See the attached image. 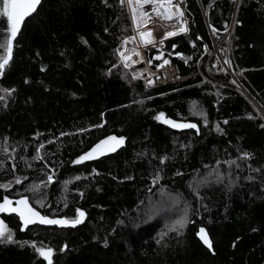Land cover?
Wrapping results in <instances>:
<instances>
[{"label":"trees","instance_id":"trees-1","mask_svg":"<svg viewBox=\"0 0 264 264\" xmlns=\"http://www.w3.org/2000/svg\"><path fill=\"white\" fill-rule=\"evenodd\" d=\"M186 2L189 32L148 58L189 78L154 89L139 75L144 63L119 55L133 35L124 0H43L24 23L0 75V204L23 199L51 219L85 215L64 228L2 215L12 242L0 240V264H49L40 248L53 251L51 264H264V124L236 89L197 74L205 44L214 50L236 18L231 69L264 102V0ZM10 35L0 16V62ZM209 66L222 69L216 55ZM215 76L232 80L226 70ZM110 137L126 143L75 163ZM159 189L192 207L184 229L167 232L145 214Z\"/></svg>","mask_w":264,"mask_h":264},{"label":"built area","instance_id":"built-area-1","mask_svg":"<svg viewBox=\"0 0 264 264\" xmlns=\"http://www.w3.org/2000/svg\"><path fill=\"white\" fill-rule=\"evenodd\" d=\"M178 5V7H177ZM186 0H173L171 9H176V13L166 11L162 7L152 5L149 12L146 13L147 24L144 27H137L133 18V35L126 38L119 47V55L127 66L138 67L144 63L145 68L140 72V77L144 80L147 88L154 89L159 86L174 84L188 79L189 77H183L177 65L174 64H157L153 63L148 58L150 51H155L156 55H163L166 49L167 41L171 38L185 35L189 32L190 21L186 15L187 10ZM183 13V15H180ZM170 17V18H169ZM235 23L236 18L233 19L230 24L226 35L224 36L221 44H217L213 39L214 50H211L208 44H205V55L206 61L204 66L199 65L197 74L202 76L207 83L222 88H233L249 102L256 115L264 124V102L251 94L235 77L231 70L230 60L224 59L219 49L223 44L227 45L231 49L232 55V39L235 35ZM181 28H186V31H181ZM151 33V37L142 36L141 33ZM169 32H174L176 35L169 36ZM151 39L152 43L147 41ZM217 56L222 64L221 70H226L231 78L236 82L228 81L220 77H216L215 74H219L221 70L213 72L209 66V62L212 57ZM155 56V57H157Z\"/></svg>","mask_w":264,"mask_h":264},{"label":"snow or ice","instance_id":"snow-or-ice-1","mask_svg":"<svg viewBox=\"0 0 264 264\" xmlns=\"http://www.w3.org/2000/svg\"><path fill=\"white\" fill-rule=\"evenodd\" d=\"M148 0H142L141 6L143 3H147ZM41 0H2V7H0V16H3L6 18V22L8 24L11 37L9 40V46H8V56L0 62V75H3V71L5 67L8 65L9 60L11 59V40L15 39L17 33L20 30L21 25L24 23L25 18L30 16L32 13L36 12L37 6L40 5ZM169 3H171V0H169ZM178 7V5H177ZM180 15H183V13H180ZM170 18V17H169ZM181 31H186V28H181ZM142 36H148L151 37V33H141ZM169 36L176 35L174 32H169ZM148 43H152L151 39L147 41ZM165 64L168 63V61H164ZM2 99V97H0ZM163 114H161L162 116ZM160 118V117H158ZM167 123L172 124L174 127H196L192 124H184V125H177L172 121H165ZM226 123V122H225ZM109 140L114 141L115 143L111 146V150H115V147L117 145H120L123 143V139H117L116 137H110ZM109 143L108 140L103 141L102 145H107ZM102 145H97L96 149H93V152H96L97 149H101ZM94 158L93 153H88L85 157H81L80 160H77L75 163H80L84 159H92ZM12 202L5 199L3 204H0V212L8 210L9 205ZM20 205H23V209L20 210L19 214L21 218L23 219V223L25 227H27L29 224H34L37 222V218H39L40 223H47V224H59V225H71L75 226L76 224L83 222L84 213L81 211L79 212V216L75 220H51L46 217H40L39 213L35 212L33 209L28 207L26 200H20L17 202ZM12 211H16V209H12ZM181 227H183V223L181 222ZM200 238L204 242L205 245H207L210 249L212 248V243L208 237L207 232L205 229H200ZM5 242H12V234L8 232L6 229V226L0 223V240L5 239ZM41 256H44L46 259L49 260V264H51V255L52 250L51 249H37Z\"/></svg>","mask_w":264,"mask_h":264},{"label":"rangeland","instance_id":"rangeland-1","mask_svg":"<svg viewBox=\"0 0 264 264\" xmlns=\"http://www.w3.org/2000/svg\"><path fill=\"white\" fill-rule=\"evenodd\" d=\"M124 1L126 2L129 8L130 16L132 17L133 13H135L137 24L144 23L145 25L147 23L146 13L149 12V9L152 5H157L165 10H170L172 13L177 12L176 9H175L176 11L171 9V3H169V0H148V2L143 3L142 6H141L142 0H124ZM8 45H9V41L7 42L6 52H8ZM219 51L224 57V59H226L227 61L231 60L232 57L231 49L228 48L227 45L219 49ZM232 81L236 82L233 78ZM239 83L241 82L239 81ZM239 90L240 89H238V91ZM209 179H210L209 176L208 177L204 176L202 178L195 179L192 184L193 191L198 192L199 189H202L204 183ZM8 187H11V185H9ZM191 210L192 207L182 196L169 193L167 190L164 189H159L152 195V199L145 209L146 211L145 214L156 220L160 218V220L165 224L164 227L166 228L167 232L168 231L177 232L178 230L184 229L186 227L189 219V212L191 213ZM181 222L183 223V227H181ZM2 224L5 225L4 223ZM51 256H54L53 251Z\"/></svg>","mask_w":264,"mask_h":264},{"label":"water","instance_id":"water-1","mask_svg":"<svg viewBox=\"0 0 264 264\" xmlns=\"http://www.w3.org/2000/svg\"><path fill=\"white\" fill-rule=\"evenodd\" d=\"M42 1H43V0H41L40 5L37 6V10H36V12H37L38 9L40 8V6H41V4H42ZM175 11H176V10H175ZM36 12H34V13H32L30 16L26 17L24 23H25L29 18H31ZM24 23L21 25L20 30L22 29ZM20 30H19V31H20ZM18 33H19V32H18ZM10 37H11V35H10ZM12 50H13V40H11V58H12ZM193 129H195V130L198 131V128H197V127H194ZM116 138H117V137H116ZM117 139H118V140H119V139H123V143L120 144V145H117V146L115 147V150H114V151L111 150V146H112L115 142L109 140V138H108L107 140L109 141V143H108L107 145H102V142H101L100 144H98V145H102L101 149H97L96 152H93V149H96V148H97V146H95V147L89 152V153H93V156H94V158L89 159V160H96V159H98V158H100V157H102V156H105V155H108V154H110V153H112V152H116V151L120 150V149L125 145V143H126V139H125V138H117ZM104 141H106V140H104ZM5 199L11 201L12 203L9 205L8 210L0 212V219H1V216H2V215H7V214H10V213L17 214L15 211H12V209H16V210L18 209V216L21 218L19 212H20V210L23 209L24 206L18 204L17 202L20 201V200H23V199L13 200V199H10V198H8V197H5ZM5 199H4V201H5ZM27 205H28V207L31 208V205H30L28 202H27ZM31 209H32V208H31ZM33 210H34V209H33ZM34 211L37 212V213H39V212L36 211V210H34ZM39 215H40V217H44L41 213H39ZM78 216H79V215H78ZM46 218H48V217H46ZM48 219H51V218H48ZM21 220H22V222H23V219H22V218H21ZM51 220H65V219H51ZM83 220H84V217H83ZM35 224H42V225H44V226H52V227H53V226H59V227H62V228H64V227H71V225H59V224L40 223V222H39V218H37V222H36V223H34V224H29L28 226H30V225H35ZM79 224H80V223H79ZM79 224H76V225H79ZM76 225H75V226H76ZM203 229H205V228H203ZM205 231L207 232L206 229H205ZM199 233H200V231H199ZM207 234H208V232H207ZM198 236H199V239L201 240L200 235H198ZM208 237H209V239H210V241H211V243H212V240H211L209 234H208ZM201 242L204 244V242H203L202 240H201ZM204 245H205V244H204ZM205 246H206L208 249H210L207 245H205ZM212 247H213V244H212ZM210 250H212V248H211Z\"/></svg>","mask_w":264,"mask_h":264},{"label":"crops","instance_id":"crops-1","mask_svg":"<svg viewBox=\"0 0 264 264\" xmlns=\"http://www.w3.org/2000/svg\"><path fill=\"white\" fill-rule=\"evenodd\" d=\"M173 1V0H172ZM171 4H172V2H171ZM164 8H166V7H164ZM173 10H175V9H173ZM166 11H170V10H166ZM174 13H176V12H174ZM133 17V16H132ZM133 20H134V22H135V24H137V21H136V18L134 17L133 18ZM146 22H147V20H146ZM147 24V23H146ZM146 24L144 25V23H142V24H137V27H144V26H146ZM231 62H232V58H231V60H230V64H231ZM232 70V69H231Z\"/></svg>","mask_w":264,"mask_h":264},{"label":"flooded vegetation","instance_id":"flooded-vegetation-1","mask_svg":"<svg viewBox=\"0 0 264 264\" xmlns=\"http://www.w3.org/2000/svg\"><path fill=\"white\" fill-rule=\"evenodd\" d=\"M18 200V199H17ZM17 214H18V209L15 211ZM78 218V217H77ZM0 223H3V221H2V216H1V219H0ZM51 260H52V257L50 258ZM48 262H49V260H48Z\"/></svg>","mask_w":264,"mask_h":264}]
</instances>
